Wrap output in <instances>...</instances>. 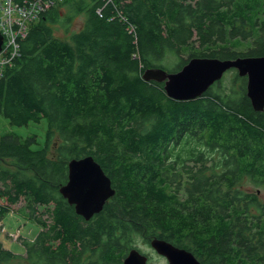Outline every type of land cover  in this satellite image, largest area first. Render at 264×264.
<instances>
[{
    "label": "trees",
    "instance_id": "obj_1",
    "mask_svg": "<svg viewBox=\"0 0 264 264\" xmlns=\"http://www.w3.org/2000/svg\"><path fill=\"white\" fill-rule=\"evenodd\" d=\"M114 2H58L0 76L1 116L19 127L47 121L42 148L36 136L0 133V223L23 199L41 228L25 255L0 241V264H124L136 238L168 241L202 264H264V201L239 187L244 178L264 187V110L247 78L235 73L238 92L220 80L180 101L142 77L193 58L264 56V0ZM87 156L115 190L89 221L60 194L69 162Z\"/></svg>",
    "mask_w": 264,
    "mask_h": 264
},
{
    "label": "water",
    "instance_id": "obj_2",
    "mask_svg": "<svg viewBox=\"0 0 264 264\" xmlns=\"http://www.w3.org/2000/svg\"><path fill=\"white\" fill-rule=\"evenodd\" d=\"M3 36L0 32V51ZM235 69L240 77H247V96L255 111L264 110V56L230 60L217 58H193L181 70L167 72L162 68H148L143 73L146 81L164 83L166 94L180 101L201 97L211 86L222 80L225 73ZM60 194L75 207L86 221L99 214L115 195L111 179L92 156L73 159L68 164V181L60 188ZM151 247L167 260V264H202L187 249L153 239ZM148 256L139 249H132L124 264H149Z\"/></svg>",
    "mask_w": 264,
    "mask_h": 264
},
{
    "label": "rangeland",
    "instance_id": "obj_3",
    "mask_svg": "<svg viewBox=\"0 0 264 264\" xmlns=\"http://www.w3.org/2000/svg\"><path fill=\"white\" fill-rule=\"evenodd\" d=\"M2 8V5H1ZM66 10L63 9L61 18H66ZM75 20L72 22L71 31L75 32L80 30L83 27L85 16L80 15L74 17ZM56 36L60 38H66L64 29L60 28L56 30ZM177 62V58L174 56L166 59L165 63L169 66H174ZM172 68V67H170ZM174 69V67L172 68ZM238 73L236 70H229L225 73L222 78V87L226 91H231L232 87L235 86L236 91L240 90V86H236L233 83L234 75ZM47 130V121L43 119L41 123H31L28 126H14L11 125L9 120L0 115V133H14L23 138L29 136H36L37 145L35 148H42L45 144ZM216 155V154H215ZM240 189L246 192L258 193L262 201H264V187H258L253 184L248 178H244L240 184ZM0 204L6 205L7 203L3 200H0ZM26 200H21L16 205L10 207L11 212L7 214L2 223H0V241L3 243L4 247L16 254L25 255V247L23 241L33 240L36 238L37 234L41 230L39 225L31 221L28 210H27ZM38 212L43 214V218L48 219L46 212V207L38 206ZM46 214V215H45ZM135 248H138L139 251L148 256L149 264H167V260L157 254L155 250L151 247V244L144 241L141 238H136L134 242Z\"/></svg>",
    "mask_w": 264,
    "mask_h": 264
},
{
    "label": "built area",
    "instance_id": "obj_4",
    "mask_svg": "<svg viewBox=\"0 0 264 264\" xmlns=\"http://www.w3.org/2000/svg\"><path fill=\"white\" fill-rule=\"evenodd\" d=\"M62 1L33 0L20 4L17 0H0V32L3 36L0 51V76L20 56V42L27 36L30 25L37 21L42 13ZM106 1L115 3L114 0ZM99 13L102 14V11L99 10Z\"/></svg>",
    "mask_w": 264,
    "mask_h": 264
},
{
    "label": "flooded vegetation",
    "instance_id": "obj_5",
    "mask_svg": "<svg viewBox=\"0 0 264 264\" xmlns=\"http://www.w3.org/2000/svg\"><path fill=\"white\" fill-rule=\"evenodd\" d=\"M235 70V69H234ZM237 71V70H236ZM247 78V77H246Z\"/></svg>",
    "mask_w": 264,
    "mask_h": 264
}]
</instances>
